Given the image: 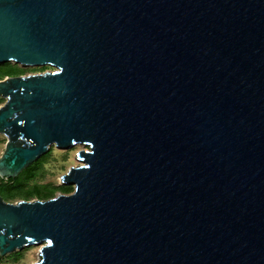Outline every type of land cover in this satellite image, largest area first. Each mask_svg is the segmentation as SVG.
I'll return each instance as SVG.
<instances>
[{"label":"water","instance_id":"obj_1","mask_svg":"<svg viewBox=\"0 0 264 264\" xmlns=\"http://www.w3.org/2000/svg\"><path fill=\"white\" fill-rule=\"evenodd\" d=\"M0 178L85 146L47 200L0 196L32 264H264V0H0Z\"/></svg>","mask_w":264,"mask_h":264},{"label":"rangeland","instance_id":"obj_2","mask_svg":"<svg viewBox=\"0 0 264 264\" xmlns=\"http://www.w3.org/2000/svg\"><path fill=\"white\" fill-rule=\"evenodd\" d=\"M16 68L23 69L21 75L41 73L44 71H51L54 68L50 66H35V67H21L18 64L10 63ZM3 65V64H2ZM4 100L0 98V106L3 104ZM6 138L0 135V155L3 152ZM87 149L82 145H75L67 150H60L56 147H50L46 154L49 153L48 157L44 160L42 164V169L34 180H31L29 184L37 182V184H51L54 187H61L63 181L61 176H63L70 167L77 166L79 164L76 154L82 150ZM59 190H56L53 196L60 194ZM32 198L30 200H34ZM22 200V198H16L9 202H16ZM40 245H32L29 247H24L19 251H13L5 254H0V264H32L38 259ZM16 252H21L18 257L15 256Z\"/></svg>","mask_w":264,"mask_h":264},{"label":"trees","instance_id":"obj_3","mask_svg":"<svg viewBox=\"0 0 264 264\" xmlns=\"http://www.w3.org/2000/svg\"><path fill=\"white\" fill-rule=\"evenodd\" d=\"M24 70L12 66L10 63L0 64V80L6 76H18L21 75ZM48 154L43 155L34 163L30 164L24 169L16 178H0V196L5 201H11L16 198H22L24 200H30L36 198L39 200H47L54 197L56 190L64 194L72 192V186L63 184L61 187H54L51 184H37L34 182L29 184L31 180H34L42 169L44 160L48 157ZM21 252H16L15 256L18 257Z\"/></svg>","mask_w":264,"mask_h":264}]
</instances>
